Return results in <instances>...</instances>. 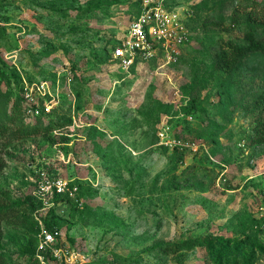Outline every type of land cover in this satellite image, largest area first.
<instances>
[{
    "label": "rangeland",
    "instance_id": "374dc122",
    "mask_svg": "<svg viewBox=\"0 0 264 264\" xmlns=\"http://www.w3.org/2000/svg\"><path fill=\"white\" fill-rule=\"evenodd\" d=\"M137 1L0 0V89L15 97L13 71L23 76L21 89L47 81L52 119L68 105L73 117L69 128L44 136L0 138V191L23 202L40 167L78 183L77 200L55 206L54 225L84 264H212L204 246L163 250L206 234L264 244V144L244 140L264 54L249 55L228 77L213 70L209 52L217 40H240L247 14L264 16V0H169L190 33L182 61L125 71L111 60L112 44ZM210 19L224 29L204 30ZM256 33L264 37L262 28ZM192 82L200 108L186 113ZM34 98L40 106L48 99ZM178 139L189 146H174ZM19 215L16 225H0L3 264H40L28 208Z\"/></svg>",
    "mask_w": 264,
    "mask_h": 264
},
{
    "label": "trees",
    "instance_id": "16d2710c",
    "mask_svg": "<svg viewBox=\"0 0 264 264\" xmlns=\"http://www.w3.org/2000/svg\"><path fill=\"white\" fill-rule=\"evenodd\" d=\"M138 3L140 0L137 1ZM166 2L175 7L169 0ZM178 7V6H176ZM137 15V14H135ZM204 30L209 28L224 29L221 21L210 19L201 23ZM257 28L264 30V16L258 18L253 16L249 12L246 16L245 26L242 31V38L240 40L233 39H220L216 41V44L210 46V54L213 61V70L216 72H223L230 77L238 70L243 63L244 59L251 54H264V37L257 36ZM119 41H115L112 44L114 48ZM109 58V57H108ZM183 59V55L179 62ZM155 62L156 60H151ZM114 62V61H113ZM157 62V61H156ZM136 64H133V68ZM14 79L18 81V89L15 97L10 96L9 93L3 92L0 89V138L4 142L10 144L23 139L35 138L44 136L55 130H63L69 128L73 123V117L71 115V105L67 107H61L62 118H53V108L51 111L45 112L43 106H40V114L33 116L27 112L28 104L25 102L21 95V86L23 76L20 71H13ZM38 79V78H37ZM30 80V79H29ZM220 91L224 95H227L226 86L220 85ZM198 87L196 83L189 84V103L183 107V111L188 113L191 108L194 107L196 111L200 108V104L197 103ZM65 108V109H63ZM248 114H255L252 117L253 125L250 132L244 137L250 146H259L264 144V83L259 91H257L252 97L251 102L247 106ZM39 170H47L53 175H57L54 171L47 169L46 167H40ZM73 183L77 186V192L74 198L67 195H55L54 204L51 206L46 214L42 217L44 226L47 229H54V209L55 206L61 202H73L77 200L79 194V186L73 180ZM41 206V202L30 193L23 202L11 199L5 193L0 191V225L4 222L16 225L17 218L20 216V212L27 207L29 213L30 223L35 224V245L36 250L37 234L39 231V223L35 217L37 209ZM197 246H204L210 252V258L212 264H253L259 256L264 257V244L253 240L249 236L243 238H230L223 236H213L212 234H206L202 237L188 238L176 242H168L163 245V250L166 252H178L181 250H188ZM249 249H246V247ZM5 258L0 255V264L4 263Z\"/></svg>",
    "mask_w": 264,
    "mask_h": 264
},
{
    "label": "built area",
    "instance_id": "2783aa9c",
    "mask_svg": "<svg viewBox=\"0 0 264 264\" xmlns=\"http://www.w3.org/2000/svg\"><path fill=\"white\" fill-rule=\"evenodd\" d=\"M185 15L180 7L170 6L166 0H140L139 10L128 24L125 34L112 49V58L119 67L128 71L133 64L156 60L162 65L177 64L190 43V33L185 25ZM47 81L27 83L21 95L28 104L27 112L40 114L35 95L46 96L43 110L48 112L55 96L48 89ZM181 149L189 143L173 141ZM32 195L41 202L35 217L39 223L36 257L40 264H84L85 255L77 248L62 243L57 229H47L42 217L54 204L55 195L74 198L77 186L72 179L53 175L47 170L36 171Z\"/></svg>",
    "mask_w": 264,
    "mask_h": 264
}]
</instances>
